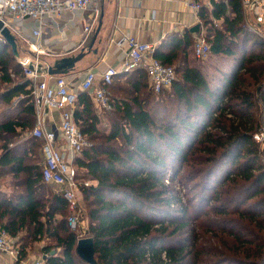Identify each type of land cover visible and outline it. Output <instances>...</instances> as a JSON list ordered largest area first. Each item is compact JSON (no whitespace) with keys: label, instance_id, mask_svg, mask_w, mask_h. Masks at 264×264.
Wrapping results in <instances>:
<instances>
[{"label":"trees","instance_id":"trees-1","mask_svg":"<svg viewBox=\"0 0 264 264\" xmlns=\"http://www.w3.org/2000/svg\"><path fill=\"white\" fill-rule=\"evenodd\" d=\"M200 5L208 58L226 57V69L205 71L185 31L155 50L175 69L170 88L155 92L137 69L114 78L109 111L78 94L74 121L90 146L75 166L97 264H264V140L254 138L264 134V39L246 29L242 0ZM31 84L0 39V179L13 189L0 187V230L21 261L39 245L46 264H90L61 191L43 179Z\"/></svg>","mask_w":264,"mask_h":264},{"label":"built area","instance_id":"built-area-1","mask_svg":"<svg viewBox=\"0 0 264 264\" xmlns=\"http://www.w3.org/2000/svg\"><path fill=\"white\" fill-rule=\"evenodd\" d=\"M245 13L252 18L254 24L249 30L264 39V0H242ZM100 0H0V21L12 32L24 36L23 27L28 28L31 49L39 55L45 52L43 38L46 24L55 22L64 14L84 13L90 11L98 22ZM186 7L199 15L201 5L197 0H184ZM94 26V25H93ZM91 27H87V33ZM3 37L0 35V39ZM123 44L126 56L121 67L107 66L100 73L88 69L79 86L67 75L41 76L25 68L31 81L32 95L36 109V125L32 135L42 142L43 179L46 183L57 187L67 203L68 225L75 232L76 242L83 237L78 233L82 230V192L77 179L75 159L90 146L86 136L74 121L73 109L78 94L87 92L100 111L112 109L109 87L119 74L144 69L155 92L170 88L176 78L172 66L162 64L155 58L156 46L144 43L131 35H127ZM210 54V44L203 33L194 44V55L206 59ZM49 113H58L60 122L50 127L46 123ZM258 142L264 140V134L254 137ZM88 185V184H86ZM5 255L17 264H46L42 257L34 260H20L19 246L7 231L0 230V258ZM19 262V263H18Z\"/></svg>","mask_w":264,"mask_h":264},{"label":"crops","instance_id":"crops-1","mask_svg":"<svg viewBox=\"0 0 264 264\" xmlns=\"http://www.w3.org/2000/svg\"><path fill=\"white\" fill-rule=\"evenodd\" d=\"M199 2L208 4L207 8L211 9V0L208 2L199 0ZM93 18L94 15L90 11L64 14L55 22L48 20L44 31L42 42L45 52L63 57L88 47L99 23L102 22L93 46V50H97V53L87 54L69 73L76 86H79L88 69L100 73L107 66L121 67L126 56L123 40L127 35L157 47L168 36L182 35L185 31L190 32L197 39L204 29L200 16L190 11L184 0H100L98 22L92 23ZM197 25L200 26L199 31L192 33L191 29ZM29 26L33 27L34 24L31 23ZM30 27H23V33H29ZM87 27H91L88 33ZM96 108L102 112L97 106ZM59 122L58 113L48 114L46 118L48 126L53 127ZM39 257L45 258L43 255ZM39 257L30 252L24 260H34ZM0 264L17 263L3 255Z\"/></svg>","mask_w":264,"mask_h":264},{"label":"water","instance_id":"water-1","mask_svg":"<svg viewBox=\"0 0 264 264\" xmlns=\"http://www.w3.org/2000/svg\"><path fill=\"white\" fill-rule=\"evenodd\" d=\"M101 27H102V22L99 23L95 36L88 47L81 48L80 52L77 54L68 55L56 59L52 65H45L39 62L37 63L36 61L27 58H22L18 51V46L14 34L1 21H0V35L11 46L13 55L19 61V63L23 65V67H25L26 69L32 72H36L41 76H58V75H67L71 71H73L74 68L76 67V64H78L81 60H83L87 54L91 52L95 54L97 53V50H93V46L96 37L98 36L101 30ZM199 28L200 26L197 25L191 29V32L197 33L199 31ZM75 250L79 255V257H81L84 261L90 264H97L95 260V248H94L93 238L88 237L78 240Z\"/></svg>","mask_w":264,"mask_h":264},{"label":"rangeland","instance_id":"rangeland-1","mask_svg":"<svg viewBox=\"0 0 264 264\" xmlns=\"http://www.w3.org/2000/svg\"><path fill=\"white\" fill-rule=\"evenodd\" d=\"M207 2H208V0H207ZM205 5H206V7L209 6L208 4H205ZM253 24H254V22H253L252 18L247 16L246 25H245L246 29L249 30L248 29L249 26H252ZM12 33L14 34V36L16 38V42H17L18 51L20 53V56L22 58H27V59L35 61L37 59V53H35L31 49L30 43L32 42V40L29 37V33H25L24 36L17 35L15 32H12ZM79 52H80V50L77 51V52H74L73 54H67V55H74V54H77ZM211 57L212 56H210L207 60L204 61L206 63V66L209 65V67L205 66V68H204L205 71H208V72L212 73V72H216L217 68L226 69L230 65V61L226 57H222V56L218 57V58L214 57L212 60H210ZM38 58H39V63L45 64V65H52L56 59H59L61 57H58V56H55V55H51V53L46 51L43 54H40ZM24 74L27 77V79H29V77L26 75L25 67H24ZM103 118H104V120H106L105 116H103ZM16 142L19 143V142H23V141H16ZM38 155H39L38 162H40L41 165L43 166V158L44 157H43V152H42L41 149L38 150ZM9 180H11L10 177H7L6 179L5 178L4 179H2V178L0 179V187H1L2 191L8 192V193L13 191V189L8 187V185H4L6 182H9ZM174 184L177 187V189L180 190L182 196H184V192H185L184 189L182 187H179V184L177 182H175ZM84 205H85V203L82 200V212L80 214L81 215L80 216L81 217V222H82V230L78 233V235H79V237L88 238L89 237V232H88L89 223H88V219H87V216H86ZM32 253L37 255V257L41 256V253L39 251V245L35 246V247L33 246Z\"/></svg>","mask_w":264,"mask_h":264},{"label":"bare ground","instance_id":"bare-ground-1","mask_svg":"<svg viewBox=\"0 0 264 264\" xmlns=\"http://www.w3.org/2000/svg\"><path fill=\"white\" fill-rule=\"evenodd\" d=\"M45 260V258H43ZM46 261V260H45Z\"/></svg>","mask_w":264,"mask_h":264}]
</instances>
